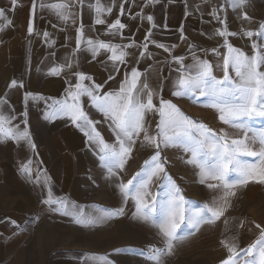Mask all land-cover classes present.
I'll list each match as a JSON object with an SVG mask.
<instances>
[{
    "label": "crops",
    "instance_id": "crops-1",
    "mask_svg": "<svg viewBox=\"0 0 264 264\" xmlns=\"http://www.w3.org/2000/svg\"><path fill=\"white\" fill-rule=\"evenodd\" d=\"M57 4L65 7L57 9L54 7ZM0 11L4 13L0 17V101H4L0 103V113L9 121L6 128L28 133L27 138L0 140V243L3 240L10 243L7 248L10 262L18 249L11 239L33 232L28 223L27 228L21 226L24 220L32 216L39 223L45 216L74 217L75 213L64 214L61 204L45 203L49 197L43 192L44 186H76L81 177L100 174L108 177L99 159L98 144L89 141L85 131L68 116L52 114L54 102L65 100L68 91L74 90L76 73L88 78L82 82L85 87L99 85L97 94H107L119 91L126 75L130 76L136 68L141 73L140 83L148 85L142 95L146 99L150 90L157 109L162 98L218 133L224 130L229 136L238 135L218 119L217 111L205 106V98L198 94L172 95L180 69L173 57H182L184 65L206 60L213 65V74L222 78L223 57L227 55L225 41L249 56L254 43L264 44V38L246 35L248 31L256 32L264 23V0H246L235 9L227 0H83L82 4L80 0H17L15 5L12 0H0ZM97 19L104 22L97 24ZM116 20L125 27L110 29ZM77 29L83 32L79 50ZM225 30L229 35L218 34ZM88 40L117 46L126 52L124 62L110 60L108 50L93 53ZM53 69H58V74ZM230 75L234 73L230 71ZM13 80L17 86L9 88ZM26 93L30 94L27 99ZM79 99L80 107L94 122L100 137L115 145L110 119L94 106L89 96L82 95ZM159 119L156 111L146 114L148 134L156 135ZM143 141L141 133L124 170L132 168L130 163L136 160ZM25 165L27 173L21 171ZM51 199L67 202L64 193ZM22 246L29 247L27 243ZM57 250L62 252L55 253L48 264H97L94 259L83 258L80 252L61 247ZM0 264H4L1 253Z\"/></svg>",
    "mask_w": 264,
    "mask_h": 264
},
{
    "label": "snow or ice",
    "instance_id": "snow-or-ice-1",
    "mask_svg": "<svg viewBox=\"0 0 264 264\" xmlns=\"http://www.w3.org/2000/svg\"><path fill=\"white\" fill-rule=\"evenodd\" d=\"M16 2L17 0H12L13 5ZM227 2L235 9L244 5L246 0ZM80 3L82 4L83 0H80ZM54 7L63 9L65 5L57 4ZM97 11L101 9L97 8ZM61 15L63 16L62 12ZM0 17H4L2 11ZM247 18L245 14V19ZM148 20L151 21L152 17L149 16ZM103 22L101 19L96 20L97 24ZM109 27L118 30L125 26L116 20ZM32 31L33 24L30 19L28 33L31 34ZM218 34L229 35L226 30L218 31ZM246 35L249 38L255 35L258 40L264 38V23L260 24L256 32L248 31ZM82 36V30L77 29V50L80 48ZM87 43L93 53L98 49L108 50L111 52L110 60L124 62L126 52L117 46L103 42L94 44L91 40ZM225 45L227 55L223 57L222 78L213 74V65L206 60H196L193 65H184L182 57H173L174 61L180 64V69L172 95L183 97L198 94L199 97L205 98L207 101L205 106L217 111L218 119L235 129L237 136H229L224 130L218 133L186 116L176 105L162 98L157 109L150 90L146 92V99L142 95L148 89V85L140 83L141 73L136 68L132 69L130 76L126 75L119 91L107 94H97L99 85H94L91 89L85 87L82 82L88 78L78 72L74 90L68 91L65 100L54 102L53 115L68 116L73 124L85 131L89 141L98 144L99 159L102 167L107 170L109 179L116 176L118 170H124L133 145L141 133L144 136L143 142L155 147V153L144 161L139 171L126 182L121 180L117 185L125 202L129 199L135 202L134 218L157 230L163 247H149L151 255L147 258L153 264H162V257L170 255L176 243L194 234L202 225L213 224L219 220L225 209L218 204V199L226 201L229 195H235L233 190L238 186H246L251 182L264 183V126L258 128L253 126L257 122H264V70H262L264 44L254 43L251 56L227 44V41ZM144 48H147L146 44ZM164 50L169 51L166 47ZM144 54L142 52L141 56ZM52 71L58 74L59 70ZM230 71L234 76L230 75ZM16 86L17 81L13 80L9 88ZM19 86L23 87L22 84ZM29 95L26 93L25 98L27 99ZM82 95L89 96L94 106L110 119L116 136L115 145L106 143L100 137V133L93 126L94 122L80 107L79 98ZM149 111H156L160 118L156 126V135H149L145 128V117ZM7 122L8 119L0 113V140H19L28 137L27 131L19 133L11 127L6 128ZM240 133L242 135H239ZM31 146L35 147L34 144ZM162 146H179L185 153L190 154L186 163L197 168L199 183L207 184V187L214 191L222 189L224 195L214 197L210 202L203 204L187 199L166 171L165 161L161 157ZM21 171L27 173L29 169L25 165ZM155 181L158 183L155 185L156 191L153 192L152 185ZM45 203L61 204L64 214H73L67 211L69 205L66 201H53L49 197ZM71 207L75 212V222L84 226H93L112 216L123 214V208L116 212L97 209L99 215L86 216L83 209H77L75 205ZM255 226L260 229V234L246 248L237 249L235 245L230 246L222 241L229 255L221 264H264V228L259 224ZM86 255H91L97 264H112L105 255Z\"/></svg>",
    "mask_w": 264,
    "mask_h": 264
},
{
    "label": "rangeland",
    "instance_id": "rangeland-1",
    "mask_svg": "<svg viewBox=\"0 0 264 264\" xmlns=\"http://www.w3.org/2000/svg\"><path fill=\"white\" fill-rule=\"evenodd\" d=\"M253 126L262 127L264 122H257ZM149 135L154 134L150 132ZM155 151L154 146L144 143L135 155L136 160L130 163L132 168L122 173L117 172L111 179L100 174L93 178L81 177L76 186H44L43 192L47 198L62 196L64 193L68 210L72 213L75 212L71 206L75 205L77 209H83L86 216L99 215L97 209L116 212L123 208V214L112 216L93 226L76 223L75 214L67 219L45 216L39 223L30 216L21 226L26 227L28 223L33 232L11 239L12 244L18 246L12 262L7 253L10 243L5 244V240L3 244L0 243L4 264H48L55 253L62 252L57 250L59 247L80 252L87 259L93 258L86 254L105 255L112 264H153L147 258L151 255L149 247H163L157 230L134 218L135 202L131 199L125 202L117 185L121 180L126 182L139 171L144 161ZM189 156L179 146L161 148L166 171L184 196L201 204L223 196L222 189L214 191L207 184L199 183L197 168L186 163ZM156 183L158 181L152 185L153 192L156 191ZM233 191L235 195H229L226 201L218 199V204L225 209L224 215L213 224L202 225L194 234L176 243L172 253L162 257V264H221L229 255L222 241L240 249L246 248L258 238L260 229L255 225L259 224L264 228V183L251 182L246 186H238ZM76 199L79 200L75 201ZM23 243H27L29 247H23ZM116 249L125 251L116 252Z\"/></svg>",
    "mask_w": 264,
    "mask_h": 264
}]
</instances>
